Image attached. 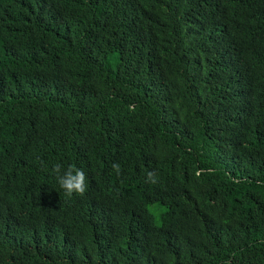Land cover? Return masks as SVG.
Segmentation results:
<instances>
[{"label": "trees", "instance_id": "trees-1", "mask_svg": "<svg viewBox=\"0 0 264 264\" xmlns=\"http://www.w3.org/2000/svg\"><path fill=\"white\" fill-rule=\"evenodd\" d=\"M0 264H264V0H0Z\"/></svg>", "mask_w": 264, "mask_h": 264}, {"label": "clouds", "instance_id": "clouds-1", "mask_svg": "<svg viewBox=\"0 0 264 264\" xmlns=\"http://www.w3.org/2000/svg\"><path fill=\"white\" fill-rule=\"evenodd\" d=\"M112 168L117 174L120 173V165L113 163ZM57 182L60 188L64 191L66 197H71L73 194L83 195L86 191L85 180L86 176L82 169L74 168L69 165L66 170H63L61 165L57 164L54 167ZM147 182L151 184L158 183V178L155 172L150 171L147 175Z\"/></svg>", "mask_w": 264, "mask_h": 264}]
</instances>
